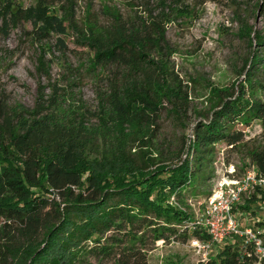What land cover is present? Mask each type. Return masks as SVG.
I'll return each instance as SVG.
<instances>
[{"label":"trees","instance_id":"obj_1","mask_svg":"<svg viewBox=\"0 0 264 264\" xmlns=\"http://www.w3.org/2000/svg\"><path fill=\"white\" fill-rule=\"evenodd\" d=\"M76 1L35 0L24 8L0 0V34L8 35L23 20L32 23V38L40 42L71 30L93 53L91 66L114 76L100 102L98 129L70 118L55 85L35 108L0 114V264H82L86 254L115 255L116 264H149L151 246L179 239L192 222L171 199L194 184L218 144L243 149L264 177V132L251 144L243 129L255 122L264 128L262 84L254 71L259 55L252 56V70L241 83L214 89L219 103L196 124L185 158L170 165L150 158L139 162L131 155L135 143L149 146L154 116L166 101L183 99L168 63L151 57L162 49L165 27L158 19L129 22L118 14L108 28L81 26L74 21ZM242 33L250 39L253 30L245 26ZM255 37L264 46V36ZM38 70H44L42 60ZM91 140L105 143L106 153L89 155ZM253 205L262 211L263 187L239 208L256 215ZM257 223L264 230V221ZM197 228L199 239L211 240ZM256 238L264 239V232ZM212 250L202 264H264L245 234L232 233Z\"/></svg>","mask_w":264,"mask_h":264},{"label":"rangeland","instance_id":"obj_2","mask_svg":"<svg viewBox=\"0 0 264 264\" xmlns=\"http://www.w3.org/2000/svg\"><path fill=\"white\" fill-rule=\"evenodd\" d=\"M16 6L30 8L35 0H10ZM263 0H77L74 11L75 23L90 24L101 28L111 27L120 15L129 22L158 19L165 27L162 49L151 54L155 60H165L172 78L181 84L182 98L173 103L165 102L164 108L154 116L153 139L147 147L136 142L131 155L139 162L146 158L153 163L170 165L177 157H186L194 128L206 120L219 100L214 89H225L238 85L245 74L252 70L251 58L262 59L255 67L256 79L262 88L258 94L264 100V46L257 43L255 35L264 36ZM113 14V15H112ZM251 27L253 34L247 38L242 28ZM33 25L23 20L10 29L8 35L0 34V114H11L15 109H33L52 94V88L60 93L67 113L75 123L79 121L87 128L100 126V102L109 93L114 78L109 72H100L91 66L93 53L79 45L70 31L65 36L51 34L44 41L32 38ZM62 39V43L59 41ZM40 60L44 70H38ZM259 67V70L257 69ZM175 107V108H174ZM175 109V110H174ZM177 112V115L174 114ZM71 114V115H70ZM72 116V117H71ZM245 129L246 141L253 144L261 141L264 128L258 122ZM89 141L87 152L92 157L106 153V144ZM230 164L235 165L238 177L252 167L243 149H233L218 144L210 161L194 184L185 189L179 198L171 203L177 209L190 215V222L182 227V236L174 240L156 242L147 252L149 264H202L213 257V250L207 255L192 246L199 239L194 233L205 230L202 225V211L218 184L225 178ZM253 192L243 197L235 207L238 228L251 231L257 236L264 230L257 222L264 221L262 211L253 205L252 212H244ZM58 202H62L58 199ZM261 204H258L260 208ZM186 233H183L184 230ZM230 236L227 237L228 240ZM253 240V236L250 237ZM258 239V238H257ZM201 240V239H199ZM225 240V241H226ZM264 242V239H262ZM260 239V241H262ZM262 242V244H263ZM264 246V244H263ZM88 247H93L89 244ZM264 249V248H263ZM264 253H258L259 262ZM116 256L97 257L86 254L82 264H116ZM251 264H259L252 262Z\"/></svg>","mask_w":264,"mask_h":264},{"label":"built area","instance_id":"obj_3","mask_svg":"<svg viewBox=\"0 0 264 264\" xmlns=\"http://www.w3.org/2000/svg\"><path fill=\"white\" fill-rule=\"evenodd\" d=\"M235 165L230 164L227 168L225 178L218 184L217 189L209 198L208 203L202 211V225L211 237V240H193L192 246L206 255L217 244L225 242L232 233L245 234L253 240L256 252L264 253V246L251 231L242 232L238 227L235 217V207L239 205L244 196L254 192L257 188H264V177L258 175L255 167H251L245 174L238 177ZM264 257V254H262Z\"/></svg>","mask_w":264,"mask_h":264}]
</instances>
